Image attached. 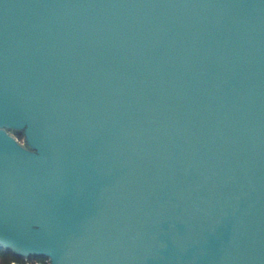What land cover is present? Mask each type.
I'll return each instance as SVG.
<instances>
[{"label": "water", "instance_id": "95a60500", "mask_svg": "<svg viewBox=\"0 0 264 264\" xmlns=\"http://www.w3.org/2000/svg\"><path fill=\"white\" fill-rule=\"evenodd\" d=\"M0 248L264 264V0H0Z\"/></svg>", "mask_w": 264, "mask_h": 264}, {"label": "trees", "instance_id": "16d2710c", "mask_svg": "<svg viewBox=\"0 0 264 264\" xmlns=\"http://www.w3.org/2000/svg\"><path fill=\"white\" fill-rule=\"evenodd\" d=\"M31 262L43 261L44 259L30 258ZM23 259L16 258L10 251L0 248V264H22Z\"/></svg>", "mask_w": 264, "mask_h": 264}, {"label": "built area", "instance_id": "2783aa9c", "mask_svg": "<svg viewBox=\"0 0 264 264\" xmlns=\"http://www.w3.org/2000/svg\"><path fill=\"white\" fill-rule=\"evenodd\" d=\"M22 264H49L48 260L31 262L30 260L24 259Z\"/></svg>", "mask_w": 264, "mask_h": 264}, {"label": "rangeland", "instance_id": "374dc122", "mask_svg": "<svg viewBox=\"0 0 264 264\" xmlns=\"http://www.w3.org/2000/svg\"><path fill=\"white\" fill-rule=\"evenodd\" d=\"M15 137H16V135H15ZM17 140H18L20 143H22V137H17Z\"/></svg>", "mask_w": 264, "mask_h": 264}]
</instances>
